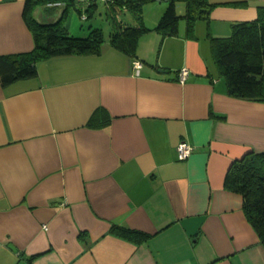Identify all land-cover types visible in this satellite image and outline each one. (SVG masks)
Listing matches in <instances>:
<instances>
[{"label":"crops","instance_id":"obj_1","mask_svg":"<svg viewBox=\"0 0 264 264\" xmlns=\"http://www.w3.org/2000/svg\"><path fill=\"white\" fill-rule=\"evenodd\" d=\"M209 2L208 19L188 30L181 18L166 36L154 29L165 5L148 6L138 72L105 39L98 55L51 57L36 76L0 84V264H264L225 184L234 160L264 151V102L226 93L210 41L255 19L264 0ZM23 6L0 0V55L33 47ZM55 6L36 8L37 20H56ZM180 142L193 147L184 159Z\"/></svg>","mask_w":264,"mask_h":264},{"label":"trees","instance_id":"obj_2","mask_svg":"<svg viewBox=\"0 0 264 264\" xmlns=\"http://www.w3.org/2000/svg\"><path fill=\"white\" fill-rule=\"evenodd\" d=\"M76 2H86L88 16L97 5L96 0H24L23 19L33 36L31 50L21 53L0 55V84L4 87L17 80L37 75V63L55 56L98 55L105 41L102 29L88 26L85 36L72 35L65 26L70 7ZM114 11L128 10L134 15V24H117L108 34V42L115 49L136 59L140 36L148 31L142 18V6L147 0H104ZM152 1V0H150ZM167 0L154 29L164 36L176 35L181 18L191 30L197 19H208L214 3L209 0H182L185 2L183 15L177 14L174 2ZM63 4L59 17L51 22H39L35 10ZM80 13V10H77ZM86 17V18H87ZM214 60L226 85L229 96L264 102V5L258 6L257 16L249 21L232 25L230 34L210 37ZM91 118L89 124H91ZM226 186L241 195L242 209L253 229L264 243V151H248L234 160L225 177ZM111 231L126 238L143 240L147 233L117 224Z\"/></svg>","mask_w":264,"mask_h":264},{"label":"rangeland","instance_id":"obj_3","mask_svg":"<svg viewBox=\"0 0 264 264\" xmlns=\"http://www.w3.org/2000/svg\"><path fill=\"white\" fill-rule=\"evenodd\" d=\"M96 6L93 8L92 13L90 16L87 17L88 12L85 11L86 8V2H76L75 7L71 8V11L73 12V16L75 18L74 21V27L72 28L73 32H70V34L75 35L74 31H78V28H82L84 30L85 34H76V35H87L88 33V26L92 25L93 27H99L102 29L104 38L107 39L109 32L119 23V24H134V15L128 11V10H116L114 11L109 7V4L105 2L104 0H96ZM150 4V5H149ZM167 1H155V0H147L143 6H142V17L145 16V10L149 7V11L153 6H161L165 5V8L167 6ZM177 5L178 13H184L185 9V3L181 0H177L175 2ZM41 11H43L44 8H47V6H39ZM164 8V9H165ZM81 10L82 14L85 15L87 18L83 19L81 15L78 14L77 10ZM153 11V10H151ZM150 12L147 14V19L144 21H149Z\"/></svg>","mask_w":264,"mask_h":264},{"label":"built area","instance_id":"obj_4","mask_svg":"<svg viewBox=\"0 0 264 264\" xmlns=\"http://www.w3.org/2000/svg\"><path fill=\"white\" fill-rule=\"evenodd\" d=\"M78 1H82V0H78ZM81 17L83 19L86 18V16L83 15V14L81 15ZM131 65L136 70V72H138L139 69H140V67L142 66V63L138 59H132L131 60ZM188 73H189V70L187 68H181V69H179L178 70V77H179V79L181 81L184 80L187 77ZM192 150H193V147L190 144H188L186 142H180L178 144V146H177V158L178 159H184V158H186L187 156L190 155V153L192 152Z\"/></svg>","mask_w":264,"mask_h":264},{"label":"water","instance_id":"obj_5","mask_svg":"<svg viewBox=\"0 0 264 264\" xmlns=\"http://www.w3.org/2000/svg\"><path fill=\"white\" fill-rule=\"evenodd\" d=\"M155 1H167V0H155ZM164 71V70H163Z\"/></svg>","mask_w":264,"mask_h":264}]
</instances>
